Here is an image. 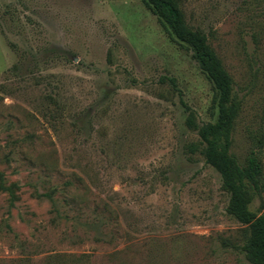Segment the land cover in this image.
<instances>
[{
  "label": "rangeland",
  "instance_id": "rangeland-1",
  "mask_svg": "<svg viewBox=\"0 0 264 264\" xmlns=\"http://www.w3.org/2000/svg\"><path fill=\"white\" fill-rule=\"evenodd\" d=\"M178 3L233 80L244 162L264 136V0ZM192 54L143 0H0V264H256L189 150L188 118L217 117Z\"/></svg>",
  "mask_w": 264,
  "mask_h": 264
},
{
  "label": "trees",
  "instance_id": "trees-1",
  "mask_svg": "<svg viewBox=\"0 0 264 264\" xmlns=\"http://www.w3.org/2000/svg\"><path fill=\"white\" fill-rule=\"evenodd\" d=\"M143 2L166 33L192 51L193 58L213 86L212 105L217 112L216 120L197 126L192 117L188 118L187 124L197 130L199 138L198 143L189 146V150L200 151L205 162L220 174L222 186L230 194L231 214L249 228L247 248L250 257L256 264H264V211L254 212L249 208L255 197L260 198L264 206V136L257 137L244 162L237 159L231 148L241 102L234 92L232 78L209 45L206 35L186 24L178 0ZM169 80L174 85V79Z\"/></svg>",
  "mask_w": 264,
  "mask_h": 264
}]
</instances>
